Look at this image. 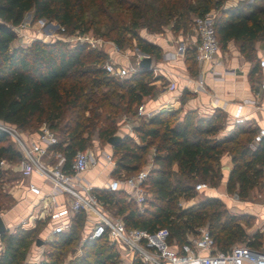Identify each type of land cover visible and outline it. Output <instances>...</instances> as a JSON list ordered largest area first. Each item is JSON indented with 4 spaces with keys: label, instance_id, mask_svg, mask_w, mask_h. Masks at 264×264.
Here are the masks:
<instances>
[{
    "label": "trees",
    "instance_id": "1",
    "mask_svg": "<svg viewBox=\"0 0 264 264\" xmlns=\"http://www.w3.org/2000/svg\"><path fill=\"white\" fill-rule=\"evenodd\" d=\"M93 1L96 0H0V120L28 132H35L41 122L47 123L58 134L59 144L54 148L64 154L65 168L77 150L91 147L93 131L100 143L109 145L107 139L117 131V114L131 113L134 106L153 95L155 86L145 79L151 76L150 70L138 68L126 78L110 75L103 68L107 52L84 42L69 45L60 39H35L26 47H11L17 36L14 28L25 15L29 13L33 21H55L69 34L84 35L91 29L94 35L109 39L120 49L127 43L159 59L161 47L140 35L139 29L158 34L170 24L173 33L184 34L191 30L194 17L211 12L222 2L206 0L192 6L185 0H118L126 4L127 24L113 21L104 32L86 24L83 17L84 6ZM214 28L219 49H225L230 41L236 42L240 54L254 61L249 75L253 81L259 72L254 44L264 41V0L239 1L220 9ZM185 63L191 74L197 73L193 48L186 49ZM109 86L120 87L114 93L116 101L104 91ZM226 119L220 108L204 116L191 109L182 116L178 109H159L149 118H140L133 128L134 135L124 134L115 146L109 145L114 161L111 175L136 173L152 149V166L142 182L143 191L150 197L144 199L141 208L134 199H128L125 188H95V194L114 217L123 220L126 229L155 232L166 228L170 244L180 245L188 235L196 233L197 227L206 224L218 250L230 248L239 239H246L243 243L247 245L260 246L262 233L248 236L240 223L243 219L227 213L219 198L206 197L186 207L178 205L180 198L194 197L195 182L202 181L210 187L220 184V159L225 153L231 161L226 193L246 199L262 184L264 135L251 148L249 144L259 128L252 121L232 122L231 129L221 134ZM1 159L16 164L20 155L12 138L0 129ZM9 173L0 169V189L4 190L0 194L15 202L3 189ZM84 223L85 213L80 211L68 231L52 236L45 260L32 264H62L64 252L78 241ZM45 225V221H38L35 227H16L0 234V264H30L25 262L26 254ZM79 249L80 254L66 264H119V252L105 235L83 240ZM131 264L143 263L134 255Z\"/></svg>",
    "mask_w": 264,
    "mask_h": 264
},
{
    "label": "built area",
    "instance_id": "2",
    "mask_svg": "<svg viewBox=\"0 0 264 264\" xmlns=\"http://www.w3.org/2000/svg\"><path fill=\"white\" fill-rule=\"evenodd\" d=\"M42 26L44 19L37 20ZM24 23V22H23ZM19 26L15 27L18 33ZM60 27V26H59ZM60 30L64 29L60 27ZM191 31L194 35L188 45L184 40L177 41V50L184 53L188 47L195 50V60L203 66L205 63L215 64V57L219 51V43L215 35L214 16L211 12L193 18ZM90 47L103 49L108 58L103 65L110 75L125 78L138 67L117 61L113 54L121 49L112 42L100 38L88 39L83 35L75 37ZM110 45V49L107 46ZM263 58L257 61L259 69H264ZM145 54H138L136 62ZM212 71V69H211ZM204 81L201 78L193 81V90H203ZM264 94V75L257 84L256 94ZM245 104L255 106L256 100H247L236 105L233 118L238 122ZM158 110L146 109L142 103L136 110L139 118H149ZM122 121L128 129V135L133 128L131 118L123 114ZM0 129L5 131L13 140L14 146L20 155L19 162L11 164L4 159L0 160L1 170H14L21 178L29 179L24 185L26 194L31 196L30 207L26 214L19 218L14 225H6L9 231L16 227L24 229L35 227L38 221H45L46 225L40 233V238L47 241L56 233L66 232L70 229L74 216L82 211L85 213V226L82 239H96L103 235L108 242L121 253L127 251L136 255L143 264H264V240L258 247L246 243L235 244L226 250H218L206 227L198 228L195 234L187 236L186 241L180 245L169 243V232L166 228L155 232L142 229H126L120 217H114L103 205L94 192L90 182L83 178V173L96 166H114L110 146L95 147L77 150L72 156L69 165L65 168L66 158L62 152L54 148L59 144L56 130L47 123L41 122L35 132L23 131L20 128L0 120ZM264 135V128H259L249 146L254 148ZM150 168H142L134 174L121 176L110 175L109 180L100 188L106 191H117L125 188L128 199H134L140 205L145 197L142 182ZM35 175L39 182L31 180ZM262 182L264 183V168H262ZM18 180L14 181V184ZM6 190L8 184L6 183ZM12 186V185H11ZM205 183H197L195 190L206 188ZM12 195V194H11ZM13 196V195H12ZM14 198V196H13ZM15 199V198H14ZM16 201V199H15ZM264 230V222L261 224ZM1 251V245H0Z\"/></svg>",
    "mask_w": 264,
    "mask_h": 264
},
{
    "label": "crops",
    "instance_id": "3",
    "mask_svg": "<svg viewBox=\"0 0 264 264\" xmlns=\"http://www.w3.org/2000/svg\"><path fill=\"white\" fill-rule=\"evenodd\" d=\"M193 37L194 35L191 31L184 34L180 32L175 34L166 28H164L162 33H146L145 38L160 46L163 55L169 59H166L164 62H158V67H163L165 79L174 82L176 86L171 92L165 93L164 99L160 98L156 99V101L150 99L143 103L145 108L159 110L162 106L166 105L178 109L180 116L189 109L196 110L199 115L204 116L210 114L213 109L220 108L227 116L225 129L221 132L223 134L231 129L232 122H237L233 118L236 105L243 101L256 100L257 106L260 108L257 110L255 106L245 104L241 110L238 122L252 121L258 128H264V94H256L257 84L264 75V69L261 70L258 67L259 72L255 74L253 81H250L249 75L254 61L245 59L238 49L232 48L233 44L229 42L223 51L219 49L215 57V64L205 63L201 66L196 62L197 73L191 74L185 63V52L181 53V51L177 50L176 43L179 40H184L186 45H188ZM15 40L11 43V47L19 45V43L16 44ZM260 45L259 43L255 47L257 50L256 62L259 58H263L261 49L264 46V42L262 46ZM113 57L122 64L127 63V60H121L115 54H113ZM197 78L203 79L205 84L203 90H193V81ZM121 123V131L125 132L124 134H128V129L124 126L123 121ZM133 128L129 131L130 134H132ZM220 162L221 182L217 187V191L223 193L225 192L226 180L231 169L230 156L226 153L223 154ZM173 167L176 168L175 165ZM111 170L110 167L103 168L96 166L84 172L83 178L90 182L93 187L100 188L109 180ZM10 173V179L7 184L8 190L16 199L12 209L13 213H11L13 223L15 224L20 217L26 214L30 207L31 196L26 194L24 188L25 183L29 179L21 178L19 173L14 170H10ZM15 180H18V183L14 184ZM31 180L39 182V179L35 175H32ZM8 224L10 225V223ZM132 258V254L122 251L120 253L119 264H131ZM39 259L40 256L36 258V255L33 253V255H28L27 262L31 260L33 263H37L41 260Z\"/></svg>",
    "mask_w": 264,
    "mask_h": 264
},
{
    "label": "rangeland",
    "instance_id": "4",
    "mask_svg": "<svg viewBox=\"0 0 264 264\" xmlns=\"http://www.w3.org/2000/svg\"><path fill=\"white\" fill-rule=\"evenodd\" d=\"M116 1V2H115ZM206 0H185V3H190L192 6H196L199 3H202ZM216 1V0H213ZM221 4L218 8L213 7L211 9V13L213 14L214 18L219 14L220 9H227L228 7L236 5L239 1H243L245 3H257L259 0H221ZM118 0H96L91 3H87V5L84 6L85 12L83 14V17L86 21V24L91 25V27H99L100 31H106L107 27L113 23V21H118L119 23L123 22L124 24H127L129 14L128 11L125 10L126 4L119 3ZM24 22V23H23ZM166 29L170 28L169 25L164 26ZM18 33L16 36V44L19 43L18 46L26 47L30 44L32 40L39 39L43 41H50L53 39H60L64 42H66L69 45L76 44L78 41L75 37L76 35H79L77 33L69 34L67 31L60 30V27L57 22L55 21H45V24L42 26L39 22L33 21L32 16L28 13L25 15L22 23L19 25ZM91 31V32H90ZM189 30L188 32H190ZM192 32V31H191ZM138 33L142 35L143 37L146 36L147 30L145 28L139 29ZM83 36L87 37L88 39L91 38H100L106 42H112L109 39H106L104 37H98L94 35L92 30H89V33L84 34ZM233 46L232 48L238 49V43L230 41ZM264 41H258L254 44V47H256L259 43L262 46ZM114 43V42H112ZM115 44V43H114ZM107 49H110V45L107 46ZM223 51L224 49H220ZM256 50V48H255ZM257 51V50H256ZM145 54L141 52L139 49H137L134 46H130L129 44L125 43L124 47L121 49L120 52L116 56H118L121 60L128 59V62L131 65H135L136 63V57L138 54ZM147 55V54H145ZM168 59L165 55H161V58L155 59L152 57V70L151 76L145 78L148 83L153 84L155 86V91L152 96L145 97L142 101V103L147 102L148 100L152 99H164L165 93L171 92L175 88V83L168 81L165 79L164 69L160 66L158 67V62L166 61ZM171 59V58H170ZM169 60V59H168ZM135 73L131 72L130 76ZM126 78V77H125ZM108 87L104 88V91L108 92L110 94V99L113 101H116V97H114V93L118 92L120 87ZM139 106V105H138ZM138 106H134L132 109V112L128 115L131 118V122L133 123L134 127L138 125L140 118L136 115V110ZM161 109H173L170 106H162ZM123 113L119 112L116 116V124H117V131L116 134L124 135L125 132L121 131V121H122ZM232 127V126H231ZM132 135H134V132L132 131ZM92 144H90V148L95 147H105L106 144H102V142H99V139L97 137L96 131H93L91 136ZM104 145V146H103ZM109 147V145H107ZM152 149L149 150L148 155L146 156L144 163L141 165L140 169L142 168H150L152 166ZM114 167V166H113ZM112 167V168H113ZM93 168V167H92ZM12 171V170H11ZM11 173H9V176ZM106 179V176H105ZM221 182V181H220ZM203 183L202 181H197L194 183ZM6 184L3 185V189L6 190ZM219 186V185H218ZM217 186V187H218ZM217 187H210L207 185L206 188L195 190L194 191V197L193 198H180L178 200V205L182 207H186L187 205H190L193 202H197L201 199H204L206 197H217L219 198L222 203L224 204V207L227 210V213L237 215L238 217H241L243 220H241V226L243 227L244 231L248 236L254 235L255 233H262V241L264 240V230H261V224L264 222V183L262 182L261 185L255 187L250 193L249 196L246 199H239L235 193L228 194L225 192L219 193L217 191ZM216 188V189H215ZM8 189V188H7ZM4 190L0 189V192H3ZM144 197L147 199L149 194L144 192ZM15 202H10L7 197H4L0 194V215L3 218V221L5 224L10 223V225H14L13 223V216H11V213H13L12 209ZM139 207H143L142 203L139 205ZM86 222V220H85ZM85 224V223H84ZM85 226V225H84ZM205 225H201L198 228H204ZM83 231V230H82ZM82 231L80 232V237L76 243H74V246L72 248H68L64 254L62 259V264H66L69 260L73 259L75 256L80 254V244L82 243ZM54 238H50L47 241H44L43 245L36 246L33 243L30 245L28 252L26 254L25 262L28 261V255H36V258L40 256V261L45 260L44 254L50 250V247L48 243L52 242ZM247 240H237L234 242V244H239L246 242ZM1 245V244H0ZM120 256V253H119ZM32 264L33 262L30 260V262H27ZM35 263V262H34Z\"/></svg>",
    "mask_w": 264,
    "mask_h": 264
},
{
    "label": "water",
    "instance_id": "5",
    "mask_svg": "<svg viewBox=\"0 0 264 264\" xmlns=\"http://www.w3.org/2000/svg\"><path fill=\"white\" fill-rule=\"evenodd\" d=\"M152 57L149 56V55H143L137 62H136V66L139 68V69H143V70H152ZM122 138L121 135L119 134H115V135H112L110 136L108 139H107V143L110 145V146H115L118 141ZM7 226L5 225V222L3 221V218L1 217L0 215V234L4 233L5 231H7ZM44 241L43 239H41L40 237L36 239L35 241V245L36 246H41L43 245Z\"/></svg>",
    "mask_w": 264,
    "mask_h": 264
}]
</instances>
